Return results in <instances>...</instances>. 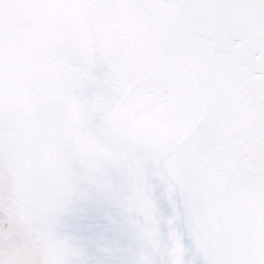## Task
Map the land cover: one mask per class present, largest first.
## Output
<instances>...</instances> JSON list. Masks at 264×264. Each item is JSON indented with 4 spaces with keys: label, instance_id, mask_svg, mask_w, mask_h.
<instances>
[{
    "label": "snow or ice",
    "instance_id": "6c2138e0",
    "mask_svg": "<svg viewBox=\"0 0 264 264\" xmlns=\"http://www.w3.org/2000/svg\"><path fill=\"white\" fill-rule=\"evenodd\" d=\"M0 264H264V0H0Z\"/></svg>",
    "mask_w": 264,
    "mask_h": 264
},
{
    "label": "rangeland",
    "instance_id": "374dc122",
    "mask_svg": "<svg viewBox=\"0 0 264 264\" xmlns=\"http://www.w3.org/2000/svg\"><path fill=\"white\" fill-rule=\"evenodd\" d=\"M156 197L158 198V204L160 205L161 210L165 214H170V208L163 196L162 188L157 190ZM67 229L81 238L85 243H87L91 239L96 238L99 235V229L96 228L94 219H90L89 221H86L84 223H76L69 219L67 221ZM88 251L90 255H92L95 259L101 261L104 260V257H102L95 248L89 247Z\"/></svg>",
    "mask_w": 264,
    "mask_h": 264
}]
</instances>
